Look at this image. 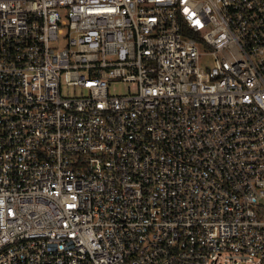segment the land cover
Instances as JSON below:
<instances>
[{
  "label": "built area",
  "instance_id": "obj_1",
  "mask_svg": "<svg viewBox=\"0 0 264 264\" xmlns=\"http://www.w3.org/2000/svg\"><path fill=\"white\" fill-rule=\"evenodd\" d=\"M227 250L264 264V0H0V264Z\"/></svg>",
  "mask_w": 264,
  "mask_h": 264
},
{
  "label": "rangeland",
  "instance_id": "obj_2",
  "mask_svg": "<svg viewBox=\"0 0 264 264\" xmlns=\"http://www.w3.org/2000/svg\"><path fill=\"white\" fill-rule=\"evenodd\" d=\"M118 90L122 89V83H118ZM249 255L245 253H240L236 251H224L222 257L225 258L223 264H237L235 260H240L247 258Z\"/></svg>",
  "mask_w": 264,
  "mask_h": 264
}]
</instances>
